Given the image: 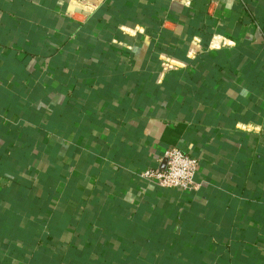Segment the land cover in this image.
I'll use <instances>...</instances> for the list:
<instances>
[{"label": "crops", "instance_id": "1", "mask_svg": "<svg viewBox=\"0 0 264 264\" xmlns=\"http://www.w3.org/2000/svg\"><path fill=\"white\" fill-rule=\"evenodd\" d=\"M0 264H264V0H0Z\"/></svg>", "mask_w": 264, "mask_h": 264}, {"label": "built area", "instance_id": "2", "mask_svg": "<svg viewBox=\"0 0 264 264\" xmlns=\"http://www.w3.org/2000/svg\"><path fill=\"white\" fill-rule=\"evenodd\" d=\"M180 1L189 5L191 0ZM195 52L196 50L189 48V55H195ZM162 66L166 70L175 68L170 62H165ZM163 161L165 162L164 168L160 166L145 168L139 172V178L161 189H174L188 193L198 190L200 185L195 181L200 167L198 158L177 147H172L164 152Z\"/></svg>", "mask_w": 264, "mask_h": 264}, {"label": "trees", "instance_id": "3", "mask_svg": "<svg viewBox=\"0 0 264 264\" xmlns=\"http://www.w3.org/2000/svg\"><path fill=\"white\" fill-rule=\"evenodd\" d=\"M81 102H79V105H80ZM72 106L76 107V104L75 102H73V104H71Z\"/></svg>", "mask_w": 264, "mask_h": 264}, {"label": "water", "instance_id": "4", "mask_svg": "<svg viewBox=\"0 0 264 264\" xmlns=\"http://www.w3.org/2000/svg\"><path fill=\"white\" fill-rule=\"evenodd\" d=\"M165 162H163L162 168H164Z\"/></svg>", "mask_w": 264, "mask_h": 264}]
</instances>
